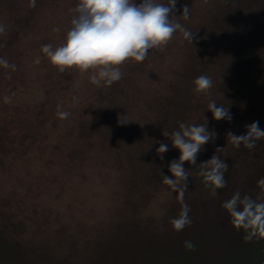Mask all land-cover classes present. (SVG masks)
I'll use <instances>...</instances> for the list:
<instances>
[{"label": "trees", "instance_id": "obj_1", "mask_svg": "<svg viewBox=\"0 0 264 264\" xmlns=\"http://www.w3.org/2000/svg\"><path fill=\"white\" fill-rule=\"evenodd\" d=\"M47 1H62L71 21L75 17L79 0H35L34 8L28 4L23 12L11 14L9 25L3 22L8 28L0 34V58L9 63L14 44ZM180 2L176 0L175 7ZM212 21L215 26L207 24L194 31L184 58L157 94L156 112L154 96L139 106L130 91L152 67L150 60L160 57V49H150L143 62L126 63L129 73L106 87L108 92L97 93L95 116L81 121L74 145L63 158L67 169L63 181L77 176V168L88 159L85 155H100L96 157L103 162L97 168L104 176L110 170L117 172L107 217L88 223L69 210L62 215L48 209L54 215L34 213L28 220L25 208L20 212L19 206L0 203V264H264V238L246 241V232L233 226L223 208L236 192L257 200L264 196V187L258 184L264 178V138L250 149L243 144L234 147L227 137L230 132L246 135L253 122L264 129V0H225ZM5 69L0 65V76ZM201 75L212 80V88L198 94L193 81ZM211 100L227 108L231 119H213L207 110ZM135 107L137 112L132 110ZM205 121L206 129L215 135L197 154V164L213 155L224 160L228 164L225 187L211 195L198 174L200 166L184 162L189 172L184 202L191 224L176 231L172 221L181 211L179 194L163 183L160 173L170 175L169 163L178 160L180 153L163 132L179 130L181 122L200 125ZM25 141L32 143L30 132L19 137L22 150L28 146ZM161 143L169 150L159 155L156 149ZM0 144L1 165L10 150ZM97 159L90 158L86 166ZM89 173L80 172V184ZM68 205L70 209L73 203ZM185 241L194 243L195 249L188 250Z\"/></svg>", "mask_w": 264, "mask_h": 264}, {"label": "rangeland", "instance_id": "obj_2", "mask_svg": "<svg viewBox=\"0 0 264 264\" xmlns=\"http://www.w3.org/2000/svg\"><path fill=\"white\" fill-rule=\"evenodd\" d=\"M29 2L30 0H0V25L6 30L8 27L5 25H9L8 22L12 20L11 14L23 12ZM133 2L139 5L142 0ZM158 2L167 4V0ZM224 2L225 0H210L205 5L203 0H182L179 7H174L170 19L178 20L188 30L199 32L207 24L216 25L212 19L216 18L218 6ZM45 5L14 44L15 54L7 58L14 68H6L0 76V143H5L10 150L5 153L0 165V203L19 206L17 210L20 212L25 208L24 214L28 220L32 219L34 213L54 215L48 212L49 209L61 212L62 215H66L69 210V213L72 212L81 221L98 222L99 218L107 217V209L113 202L116 189L113 178L117 176V172L110 170L104 176L103 170L97 168L103 162L102 158L96 157L100 155H85L88 159L83 166L77 168V176L70 181L67 178V181H63L67 174L63 158L74 145L81 121H90L95 116L97 93L108 92V89L92 84L91 72H59L43 55V45L51 44L56 48L64 43L72 18L64 11L62 1H47ZM185 6L189 7L188 19L180 17ZM188 44L190 42L177 31L161 50L160 57L150 60L152 67L138 78L137 88L130 90L133 91L132 97L137 105L140 103L143 106L149 97L154 96L151 102L157 100L153 109L157 111L160 98L157 94L160 95L159 91L165 82L171 80L174 68L182 61L189 48ZM37 57L40 58L38 64L35 63ZM126 63L120 66L122 77L129 73L130 64ZM5 97H10V102H5ZM136 108L132 110L137 112ZM58 111H66L69 116L60 119ZM34 116L39 118L34 120ZM26 132L32 134V143L25 141L28 146L22 150L18 140ZM90 158L98 159L93 161L92 166H86L89 161L92 162ZM82 170L90 173L86 181L81 178L80 184L77 177ZM161 197L159 195L157 199L161 200ZM69 202L73 203L70 209Z\"/></svg>", "mask_w": 264, "mask_h": 264}, {"label": "clouds", "instance_id": "obj_3", "mask_svg": "<svg viewBox=\"0 0 264 264\" xmlns=\"http://www.w3.org/2000/svg\"><path fill=\"white\" fill-rule=\"evenodd\" d=\"M210 0H203L208 5ZM176 0H167V4L158 0H142L136 5L133 0H79L75 9L76 15L71 21L64 43L56 48L51 44L43 45L41 52L50 64L59 72L75 70L83 74L91 72L90 82L97 87H108L122 78L120 66L128 61L143 62L150 49L163 50L172 40L174 33L180 31L183 38L192 43L194 31L186 29L178 20L170 19ZM30 7H35V0H30ZM189 17V7L185 6L180 16ZM177 17V18H180ZM5 31L0 25V34ZM35 63H40L37 57ZM0 65L5 68H14L7 60L0 58ZM194 91L198 94L206 93L212 88V80L204 75L194 81ZM10 102V97H5ZM207 110L215 120L231 119L228 109L218 106L211 100ZM60 119H66L69 113L58 111ZM164 136H171V145L180 155L178 160L169 163L170 175L163 176V183L178 192L181 211L178 218L173 219L172 225L176 231L183 230L191 224L188 215L190 209L184 202L185 191L188 188L189 172L183 166L184 162L197 166L198 173L204 180V186L216 195V190L225 187L224 173L228 164L218 156L213 155L209 160L197 164V154L202 151L203 145L215 135L206 129V121L200 125L179 124V130L171 134L163 132ZM234 147L243 144L247 148H254L256 140L264 138V129L258 122L248 125L246 135L228 133ZM169 147L161 143L156 149L160 154L166 153ZM221 150L220 148L216 151ZM264 187V178L258 181ZM223 208L231 217V222L237 230H244V239L264 238V196L252 199L248 195L241 197L239 192L224 202ZM188 250H194L195 244L185 241Z\"/></svg>", "mask_w": 264, "mask_h": 264}]
</instances>
